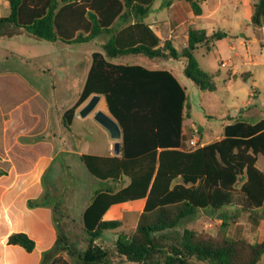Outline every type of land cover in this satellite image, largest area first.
Here are the masks:
<instances>
[{
    "label": "trees",
    "instance_id": "obj_1",
    "mask_svg": "<svg viewBox=\"0 0 264 264\" xmlns=\"http://www.w3.org/2000/svg\"><path fill=\"white\" fill-rule=\"evenodd\" d=\"M9 24L48 43L86 44L110 34L114 22L128 24L116 30L91 53L90 66L76 102L63 114L68 127L77 110L93 95L104 98L106 109L121 131L118 156L81 155L80 161L98 180L116 184L114 191L96 192L82 215L83 246L74 242L63 222L59 202L44 195L29 200L28 208L47 206L56 230L54 246L42 254L40 264L65 252L81 264H113L112 257L94 240L105 231L117 230L119 220H102L113 204L144 199L135 229L118 233L115 252L121 264H264V236L260 242L227 236L239 214L264 223V121L235 118L222 129L221 138L187 148L186 92L167 70L114 63L127 56L150 61L183 62V75L201 92L216 90L214 76L201 68L193 55L224 38L222 32L207 36L204 30L187 29V44L176 50L170 40H160L142 22L154 0H6ZM194 16L200 2L186 0ZM264 0L253 5L250 23L260 26ZM134 20V22H132ZM127 181V184H126ZM120 182L124 185L119 187ZM202 210L221 216L216 235L176 227ZM8 245L30 253L35 243L24 233H12Z\"/></svg>",
    "mask_w": 264,
    "mask_h": 264
},
{
    "label": "rangeland",
    "instance_id": "obj_2",
    "mask_svg": "<svg viewBox=\"0 0 264 264\" xmlns=\"http://www.w3.org/2000/svg\"><path fill=\"white\" fill-rule=\"evenodd\" d=\"M217 2L218 0H207L203 5L204 17L196 20L191 26L204 30L207 36L216 32L227 35L225 39L214 42L209 49L198 46L193 51L201 68L214 76L215 91L201 92L183 75L182 61L156 60L152 62L145 58L132 56L115 60V62L153 63L156 67L172 70L178 76L186 92L187 126L190 127L192 123L196 124L187 129L189 139L186 143L194 141L190 147L198 146V142L205 143L220 139L221 126L225 118L240 116V110L242 112L249 110L248 120L250 122L264 120V19L260 26L251 23L246 26L243 23L238 27H233V31H229L227 28L233 26L234 21L231 22L227 17L222 16L223 13H232V5L221 0L216 13L211 15L210 12ZM177 11L183 23H176V27L171 28L170 18ZM189 14H191V9L186 0H154L148 14L141 20L157 27L158 36L170 33L173 36L174 47L179 50L185 42V31L190 26L186 21ZM117 24L118 22L111 27V31ZM229 34L231 37H228ZM109 37L110 34H104L86 44L70 45L61 42L49 44L26 35L15 37L10 44L9 40L7 42L1 40V110L4 111L8 109V106H12V97L18 93L19 88H22L17 82L19 79L30 84V90H38L40 98L47 101L52 109L71 106L82 89L90 66L91 53L100 51L101 45ZM240 40L243 44L238 45L237 42ZM29 41L32 44H28ZM222 62L226 64L224 67L220 66ZM246 73L250 76H244ZM17 105L19 108L25 107L23 103ZM101 109L107 112L103 98L99 100L93 112L102 111ZM89 123L92 124V121L90 120ZM198 127L201 131H198ZM60 140L61 135L55 128H52L49 135V145L52 148H48V151L51 152L52 149L55 151V148H59ZM28 141L37 144L41 139L37 137ZM87 141L89 144L82 146L79 149L80 152L89 153L86 146L90 144L96 145L98 149H103L101 152H105V145L114 143L109 133L98 125L93 126L92 135ZM0 149L5 151L1 142ZM57 156L48 170H46V165L30 166L26 168L24 175L17 177L11 173L13 167L0 164V191L8 188L9 190L36 192L40 187L42 193L49 196V201L60 203L64 213L63 222L68 234L72 240L79 241L83 236L80 212L89 195L96 190L106 188L114 190L116 184L112 185L109 181L94 179L74 153L58 152ZM257 165L259 168L264 166V157L259 156ZM220 219L219 214L202 210L180 221L176 230L182 232L184 229H192L196 232L216 235L219 231ZM122 232L130 234L132 232L130 225L125 226ZM111 235L110 231H105L101 235L100 239L106 241L103 248L110 257L114 258L113 264H121L118 257H115L113 248L115 237ZM109 236H111V243L106 240ZM227 236L234 239H245L250 243L260 242L264 236V223L261 220L250 219L247 213L239 214L229 226Z\"/></svg>",
    "mask_w": 264,
    "mask_h": 264
},
{
    "label": "crops",
    "instance_id": "obj_3",
    "mask_svg": "<svg viewBox=\"0 0 264 264\" xmlns=\"http://www.w3.org/2000/svg\"><path fill=\"white\" fill-rule=\"evenodd\" d=\"M224 1L232 5L231 11L233 14L223 13L222 16L223 18L227 17V19H229V21L231 22L234 21L232 24L233 26H229L227 28L229 31H233V27H238L243 23L246 26L247 24L250 23V18L253 12V5L257 2V0H224ZM206 2L207 0L200 2L199 5L201 8V14L199 16H194L192 12L191 14L188 15L186 20L189 23L188 25L192 26L196 20L204 17L203 5H205ZM220 4H221V0H218L217 4L215 5V8L210 12L211 15L216 13ZM8 14H9V7L7 1L0 0V17H5ZM116 22H118V24L115 26L113 31H110V36L116 30L123 28L128 24L127 22H125L123 18L117 19L114 22V24H116ZM132 22H134V20H132ZM176 23L179 24L183 23L181 15L179 14L178 11L173 13L172 17L170 18L169 25L171 28H174L177 25ZM147 24L160 40L162 41L170 40L172 46L174 47L173 36L170 33L164 36H158L156 32L157 27H154L153 24L150 23ZM185 34H186L185 42L182 48L187 44V30L185 31ZM23 35H26L29 38H33L37 41H41L25 33L23 30L13 27L9 24H4L0 27V42L1 40H6V42L7 40H9L8 42L10 44L13 42L12 40L15 37H21ZM226 36L222 39H225ZM228 37H231V34H229ZM241 37L244 36L241 35ZM28 44H32V42L29 41ZM49 44H55V43H49ZM213 44L211 46H213ZM237 44L241 45L243 44V42L240 40L237 42ZM233 47L234 46H232V48ZM113 62L121 63V64L140 65L149 70H167L171 72L179 80L178 76L172 70H168L162 67H156V65L153 63L144 64L140 62H115V60ZM225 65L226 64H224L223 62L220 64V66L222 67H224ZM182 69H183V62H182ZM231 75L232 74H230V76ZM244 76H250V74L246 73L244 74ZM17 82L20 84L22 88H19L20 90H18V93H16L12 97L13 99L11 100V102H13L12 106H8L7 107L8 109L4 111L1 110V106H0V121H2L0 122V142L1 144H3L5 148V151L4 150L2 151V149H0V164H5L7 166L13 167L11 168V173L15 177L24 175L26 168L30 166L46 165V170H48L50 165H52L54 159L58 157L57 156L58 152L64 154L74 153L75 155H77L78 158L81 155L101 156V157L102 156L111 157V156L119 155V153L116 155L114 154L113 146L116 142H118L119 151H120L121 138L117 141L114 140V143H107V145H105L106 147L105 152H101L103 151V149L102 150L98 149L97 146L94 144H90L86 146V149L87 151H89V153H82L79 151V149L82 146H85L86 143L89 144L87 139L92 135L93 126L98 125L100 128H103L94 120L95 112H92L83 118H81L78 115V111L86 104V102L89 99L86 102H84L85 104L83 103L79 108H77L70 121L69 126L65 127L63 123V114L69 107H71L76 102L80 93L77 95V98L73 101V104H71V106L60 109L54 107V109H52V106H50V104H48L47 101H44L43 99L40 98V94L38 90H30L29 88L30 84L23 81L22 79H19ZM179 82L181 83L180 80ZM181 85L183 86L182 83ZM101 98L103 97L100 96V99ZM18 103H23L25 107L19 108L17 105ZM101 110L104 114L111 117L108 111L106 112L103 109ZM239 114L240 116L238 117H241L246 121H249L248 120L249 110H246L244 112L240 110ZM235 118L226 117L225 122L222 124L221 128L223 129V127L226 124L231 123ZM90 120L92 121V124L89 123ZM194 125L196 124L192 123L189 125L190 127H188L186 121L185 129L187 130L188 128L194 127ZM52 128H55L58 131V133L61 135V140L59 141V148L57 147L55 148V151L52 149V151L49 152L48 148H52V146L49 145V135L51 134ZM103 130L105 129L103 128ZM37 137H40L41 139V141L38 142L37 144H32V142L28 141L31 140L32 138H37ZM193 142L194 141L192 140L191 143ZM191 143L188 144L185 143L186 147L191 148L190 147ZM263 168L264 166L261 169ZM105 181L111 182L112 185L114 184L110 180H105ZM122 185H124V182H120L119 187H121ZM114 190H112V188H106L103 190H96L89 195L86 203L84 204L80 212L82 233H83L82 215L85 209L90 204L94 194L100 191H114ZM42 196H44V194L42 193V189L40 187H38L36 192H28L25 190H9L8 188H5L4 190L0 191V264H40L42 260V254L44 252L49 251L54 246L56 241V230L52 222L51 207H47V206L35 207V208L27 207V202L29 200H38ZM144 203L145 200L140 199V200L113 204L104 212L102 216V220H119L121 222V226L117 230H109L112 234L111 236L113 238L115 237V240L117 239L118 233H124L122 231L125 229V226L127 225H130V229L133 232L138 217L143 210ZM19 232L26 234L30 239L34 241L35 248L32 252L27 253L19 246L8 245L6 243L7 237L10 234L19 233ZM111 236L107 237L108 239L106 238L107 242L111 241L110 238ZM100 237L96 238L94 240V243H96L97 245L103 248L106 245V241L101 240ZM73 241L78 243L80 246H83L84 243L83 236L79 241H75V240ZM113 248L115 251V243L113 245ZM115 255H116L115 257H118L116 252ZM113 259L114 258H112V260ZM118 259L121 262L122 258L118 257ZM46 264H81V263L75 259L68 257L65 252H59L58 254L52 256Z\"/></svg>",
    "mask_w": 264,
    "mask_h": 264
},
{
    "label": "water",
    "instance_id": "obj_4",
    "mask_svg": "<svg viewBox=\"0 0 264 264\" xmlns=\"http://www.w3.org/2000/svg\"><path fill=\"white\" fill-rule=\"evenodd\" d=\"M100 100V95H93L87 101V103L78 111V115L83 118L92 113ZM94 120L101 125L110 135L111 139L117 141L121 138V131L114 119L104 114L102 111H96L94 114ZM201 131V128H198ZM114 154L119 153V143L116 142L113 146Z\"/></svg>",
    "mask_w": 264,
    "mask_h": 264
}]
</instances>
